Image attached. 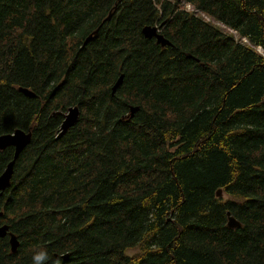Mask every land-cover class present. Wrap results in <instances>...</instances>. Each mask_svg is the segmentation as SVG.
Returning a JSON list of instances; mask_svg holds the SVG:
<instances>
[{
  "label": "trees",
  "instance_id": "obj_1",
  "mask_svg": "<svg viewBox=\"0 0 264 264\" xmlns=\"http://www.w3.org/2000/svg\"><path fill=\"white\" fill-rule=\"evenodd\" d=\"M161 23L171 46L140 33ZM15 130L30 141L0 197L18 243L0 239V264L42 248L46 264H264V0H0V135Z\"/></svg>",
  "mask_w": 264,
  "mask_h": 264
},
{
  "label": "water",
  "instance_id": "obj_2",
  "mask_svg": "<svg viewBox=\"0 0 264 264\" xmlns=\"http://www.w3.org/2000/svg\"><path fill=\"white\" fill-rule=\"evenodd\" d=\"M163 23L155 26H145L141 29L140 33L144 39H153L155 44L160 46L161 48L164 46H171L167 39H165L160 33L159 29L161 28ZM97 29L91 32L84 40L83 44L91 39L93 35H95ZM189 57V56H188ZM122 76H119L114 84L111 86L110 93L111 95L121 84ZM17 91L21 93L24 97L34 98V94L23 88H17ZM137 112V107L131 106L128 108L127 117L130 119ZM55 115V113L53 114ZM79 116V111L76 106L69 107L65 113L62 114V120L58 128V133L56 139L60 138L69 128L74 126L77 122ZM30 141V132H23L21 130H15L9 134L0 135V151L11 148L12 156L11 159L5 165L3 171L0 173V197L2 193L9 187L12 169L15 160L19 156V154L26 148ZM216 197L221 196V192L219 190L215 193ZM226 228L233 230L235 228H239L240 224L227 212L226 214ZM1 217V212H0ZM7 235L8 244L11 253H14L18 243L15 237L8 232V227L6 225L0 226V238H3ZM65 259V256L63 257Z\"/></svg>",
  "mask_w": 264,
  "mask_h": 264
},
{
  "label": "rangeland",
  "instance_id": "obj_3",
  "mask_svg": "<svg viewBox=\"0 0 264 264\" xmlns=\"http://www.w3.org/2000/svg\"><path fill=\"white\" fill-rule=\"evenodd\" d=\"M171 1V0H168ZM180 9L189 13H192L194 16L201 18L205 23H208L214 27H216L217 29H219L221 32H223L224 34L230 35L232 37V39L236 42V43H241V44H246V41L243 38H239L234 32H232L231 30L226 29L225 27H223L222 25L211 21L209 18H207L206 16H203L201 13L194 11L188 4H184L181 3L179 5ZM258 54H261V50L260 49H254ZM262 55V54H261Z\"/></svg>",
  "mask_w": 264,
  "mask_h": 264
},
{
  "label": "clouds",
  "instance_id": "obj_4",
  "mask_svg": "<svg viewBox=\"0 0 264 264\" xmlns=\"http://www.w3.org/2000/svg\"><path fill=\"white\" fill-rule=\"evenodd\" d=\"M49 254L47 252L46 248H42L39 251H36L32 255V264H46V262L49 260ZM55 264H60V261L57 260Z\"/></svg>",
  "mask_w": 264,
  "mask_h": 264
},
{
  "label": "flooded vegetation",
  "instance_id": "obj_5",
  "mask_svg": "<svg viewBox=\"0 0 264 264\" xmlns=\"http://www.w3.org/2000/svg\"><path fill=\"white\" fill-rule=\"evenodd\" d=\"M2 225H4V224H2ZM2 225H0V226H2ZM7 239V245H8V249H9V244H8V237H7V235L5 236V237H3V238H0V239ZM9 252H10V249H9ZM11 253V252H10ZM11 254H13V253H11Z\"/></svg>",
  "mask_w": 264,
  "mask_h": 264
}]
</instances>
